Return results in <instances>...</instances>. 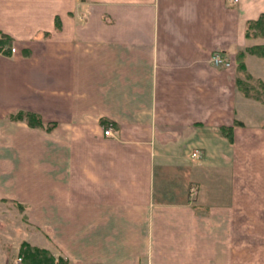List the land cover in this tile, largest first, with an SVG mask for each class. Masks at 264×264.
Returning a JSON list of instances; mask_svg holds the SVG:
<instances>
[{
  "label": "crops",
  "instance_id": "obj_1",
  "mask_svg": "<svg viewBox=\"0 0 264 264\" xmlns=\"http://www.w3.org/2000/svg\"><path fill=\"white\" fill-rule=\"evenodd\" d=\"M262 13L264 0H0L15 48L0 51V204L28 206L42 235L49 223L70 264H264V98L234 65ZM214 51L232 65L211 66ZM244 62L264 84V58ZM61 126L93 177L70 176Z\"/></svg>",
  "mask_w": 264,
  "mask_h": 264
},
{
  "label": "rangeland",
  "instance_id": "obj_2",
  "mask_svg": "<svg viewBox=\"0 0 264 264\" xmlns=\"http://www.w3.org/2000/svg\"><path fill=\"white\" fill-rule=\"evenodd\" d=\"M250 32L252 34V37L248 38V40H249L248 46L243 48V49H240V50H242L244 52L245 56L247 55V53H250V54L264 58V56L259 55V53H252V51L254 52V50L249 51V49H247L248 47L256 45V44H264V37L261 35V33L259 31H257V29L252 28V29H250ZM254 33H256V34H254ZM253 34H254V36H253ZM235 58H236V56H235ZM209 59H210V57L208 58V63L211 66H214L211 64ZM228 59H229V62L231 63L230 64V66H231L232 60L230 57H228ZM234 65L237 66L236 59L234 61ZM230 66H220V67L229 68ZM236 70H237V67H236ZM238 75H239V77L244 79V75L242 73H238ZM246 82H248V86H249V90H248V92L250 94L249 96L255 97V95H260L261 97L264 98V90L260 87V85H259L260 81L258 79L252 78ZM29 112H32V111H29ZM48 120H51V118H49ZM42 124L43 125L41 128L45 129V130L47 128L49 129L52 125L51 123H49V121L48 122L42 121ZM82 127H84V126H82ZM106 127L107 126H105V128ZM84 128H86V127H84ZM70 130L71 129L67 128V126H61V128L59 129V131L55 135V138H57V139L59 138L60 140H63V141H59L60 144H62V145H58V147H59V149L62 150V152H64L63 156H62V158H64V162H66L68 165L71 164L74 167H75V165L80 166V169H79V167L76 166L74 168V173L70 174V176L75 177L78 180H81L82 178H84V175H91V177H93L96 174V173H94L93 170H91V172H89L88 170L83 171V169H82V165H83L82 164L83 163L82 156H77V154H75V157H72L71 155L68 156L66 153V150H64V149H67V144L71 142V141H69V142L66 141L67 140V137H66L67 134L66 133H68ZM54 132L55 131H53V134L56 133V132L55 133ZM62 132H64V133H62ZM41 134H42V136L44 134L45 135L42 138L43 141L40 144H38V148H41L43 150H45V149L47 150V149H49V143H51V140H49V138H48V137H51V134L43 133V132ZM54 142L55 141L53 140L52 146H54ZM76 143L79 145V148L82 147L81 141L80 142L77 141ZM1 144H2V141L0 142V145ZM43 152H44V154L42 156V163L44 165H45V163L46 164L50 163L51 159L52 160L55 159V158L50 159V155H49V153H47V152H49V150L47 152L46 151H43ZM192 157H193V155H192ZM193 158L197 160V158H195V157H193ZM149 161H151V158L144 157V159H143L144 164H148ZM44 176H43V180H45ZM209 178L210 177L207 176L205 178V181H209ZM191 185H194L196 188V192L193 194L190 193V190H189ZM207 186H205V188L207 190L206 193L209 194V188ZM197 190H198L197 185L195 183L193 184V182H191V184L188 187V193L190 194V197H193V198L196 197ZM28 209H29L28 206L22 205V207L20 208L19 205H17L16 203H13V202H11V203L10 202H4V203L0 204V264L4 263V259H6V257L9 258L8 261L10 263H12L11 262L12 259H15V262L17 264H24L25 258L21 253V243L23 241L28 242L30 245H33V246L38 247V248H43V247L39 246L41 243H42L41 245L46 244V246H48V249L45 247H44V249H46L48 251L46 253L47 255L50 256V254H51L53 256V258H54L53 264H70L69 262L65 261L64 257H62L60 254L56 253V248L52 245V243H50L51 241L48 238L50 228L44 226V224H49V223H47V222L43 223V229L41 230L43 232V235H42L41 232L38 231L39 229L37 227L40 224L38 225L37 221L28 220L29 216H30ZM35 223L37 224V226L35 225ZM45 233L48 234L46 237H44ZM46 238H48V239H46ZM7 251H9V253H6Z\"/></svg>",
  "mask_w": 264,
  "mask_h": 264
},
{
  "label": "trees",
  "instance_id": "obj_3",
  "mask_svg": "<svg viewBox=\"0 0 264 264\" xmlns=\"http://www.w3.org/2000/svg\"><path fill=\"white\" fill-rule=\"evenodd\" d=\"M55 25L56 27L60 26V22L58 18L56 19ZM252 28L257 29V31H259L261 35L264 37V13H262L257 19L248 21L245 32L246 38L252 37V34L250 32V29ZM12 42H13L12 37H10L8 34H5L0 30V51H3L4 53H8L12 46ZM247 49H249V51L254 50V52L252 51V53H259V55L264 56V44H256L248 47ZM245 57L246 56L242 50L237 51L235 58L237 63L236 67L238 73H242L244 75V79H242L238 75L236 77V83L240 91H242V93H244L245 95H250L248 92L249 90L248 82L246 81H249V79H252V77L246 72V67L244 62ZM259 85L264 90V84L261 81L259 82ZM255 97L261 98L260 95H255ZM10 118L14 120H25L28 123V125L31 126L42 127L43 125L40 115L34 112L19 111L15 114H12ZM220 130L229 140H232V130H233L232 126H221ZM18 205L20 208L22 207L21 204ZM47 252L48 251L46 249L35 247L33 245H30L28 242L23 241L21 243V253L25 258L24 264H53L54 258L51 254L50 256L47 255L46 254Z\"/></svg>",
  "mask_w": 264,
  "mask_h": 264
},
{
  "label": "built area",
  "instance_id": "obj_4",
  "mask_svg": "<svg viewBox=\"0 0 264 264\" xmlns=\"http://www.w3.org/2000/svg\"><path fill=\"white\" fill-rule=\"evenodd\" d=\"M12 51L15 50V48H11ZM210 62L212 65L214 66H230V62L229 59L226 55H224L223 53L219 52V51H214L211 55H210ZM114 130L112 128L111 125L107 126L106 128H104L103 130V135L104 136H114ZM193 157L200 159L201 157V152H199L198 150L192 152ZM190 193H195L196 192V188L194 185H191L190 188ZM20 259V258H19Z\"/></svg>",
  "mask_w": 264,
  "mask_h": 264
}]
</instances>
